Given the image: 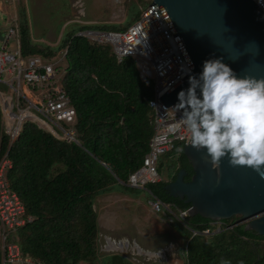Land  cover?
I'll use <instances>...</instances> for the list:
<instances>
[{
    "label": "trees",
    "instance_id": "obj_1",
    "mask_svg": "<svg viewBox=\"0 0 264 264\" xmlns=\"http://www.w3.org/2000/svg\"><path fill=\"white\" fill-rule=\"evenodd\" d=\"M134 7L137 5L131 3L127 10L135 23L140 14L138 10L131 14ZM19 14L24 56L38 55L50 61L66 51L61 84L75 111L72 129L79 144L57 139L31 122L24 123L11 141L0 107V160L6 155L10 161L6 178L24 206L25 216L31 218L11 237L22 254L44 264H95L99 260L94 203L98 196L119 193L135 198L144 193L177 213L190 205L169 196L165 186L179 170L187 172L185 181L193 172L183 146L176 144L165 153L169 181L147 184L144 190L129 187V176L141 167L154 133L148 104L153 91L142 82L135 61L128 57L118 62L110 45L89 42L75 32L64 34L57 47L35 43L24 9ZM109 28L81 25L78 32L112 31ZM163 167L159 161L158 173ZM167 217L165 212L167 227L157 238L177 246L183 264H264V237L244 230V225L233 227L237 218L221 221L215 232L213 221L199 215L187 217L184 224L169 223ZM206 229L210 234H201ZM109 257L108 264H131L118 255Z\"/></svg>",
    "mask_w": 264,
    "mask_h": 264
},
{
    "label": "built area",
    "instance_id": "obj_2",
    "mask_svg": "<svg viewBox=\"0 0 264 264\" xmlns=\"http://www.w3.org/2000/svg\"><path fill=\"white\" fill-rule=\"evenodd\" d=\"M264 13V0H253ZM89 42L108 44L118 62L132 58L142 82L151 87L153 98L149 107L153 112V136L149 141V151L143 158L141 167L128 179V186L144 190L147 184L161 181L157 171L158 157L174 149L176 144H190V135L183 126H178L182 110L166 106L160 100L173 85L188 72V66L167 26L159 8L151 3L140 9L139 19L124 32L84 30L76 33ZM14 47L11 49V43ZM65 58L66 51L60 52ZM57 61L38 56H24L20 45L18 20L10 19L6 27L0 28V107L5 133L11 141L17 138L26 122L36 124L55 138L76 143L72 129L75 111L65 93L61 78L58 77ZM6 98V100H3ZM8 105V106H7ZM11 167L6 155L0 160V248L2 264H44L22 254L11 235L17 228L31 221L25 216V209L19 197L10 188L6 178ZM151 210L168 214L169 223H185L189 209L175 213L169 205L156 198L148 200ZM216 231L222 222H212ZM193 235L197 233L191 231ZM209 235L210 230L201 232Z\"/></svg>",
    "mask_w": 264,
    "mask_h": 264
},
{
    "label": "water",
    "instance_id": "obj_3",
    "mask_svg": "<svg viewBox=\"0 0 264 264\" xmlns=\"http://www.w3.org/2000/svg\"><path fill=\"white\" fill-rule=\"evenodd\" d=\"M169 27L188 66L187 74L160 100L178 104V94L189 88L203 63L221 59L238 77L264 78V13L253 0H152ZM79 144V142H77ZM192 169H184L165 186L173 198L189 204V216L213 222L237 218L233 227L264 237V178L247 166L231 167L227 158L213 169L206 149L183 146Z\"/></svg>",
    "mask_w": 264,
    "mask_h": 264
},
{
    "label": "rangeland",
    "instance_id": "obj_4",
    "mask_svg": "<svg viewBox=\"0 0 264 264\" xmlns=\"http://www.w3.org/2000/svg\"><path fill=\"white\" fill-rule=\"evenodd\" d=\"M1 1L9 2L10 0ZM26 1L30 8L34 9L37 22L46 21L52 28L59 29L62 24L60 23L62 16L69 15L75 10L77 17L82 19V15L85 17L83 21H88L93 16L90 10L94 13L95 7H97L102 12L105 10L101 19H98L103 21L91 25H108L110 26L109 30L119 31L131 27L134 23V20L130 18L132 15L128 16L127 7L129 4L137 5L131 14L137 10L140 14V9H145L152 0H110L112 5L104 2L98 3L95 7H93L94 0ZM36 2L37 5H35ZM7 21L6 16L0 13V27H5ZM80 28L81 25H70L65 29L64 34L75 32L76 35ZM13 47L14 42L11 43V49ZM55 57L58 77H60L67 66V60L62 58L60 53ZM0 89L5 93L7 92L1 84ZM166 156L163 154L158 157V162L162 161L164 164L159 173L162 181L170 180L167 169L169 162L166 160ZM148 200L149 197L144 193L135 198L119 193H104L95 199L98 222L97 252L99 256V260L95 264H108L109 256L112 255L121 256L131 264H183L184 260L178 247L175 246L176 248H174L166 238H157L167 226L163 220L164 214L154 213L148 204ZM109 241L117 245L118 249L116 250V247L113 249V246L109 247ZM127 245L128 247H126ZM120 248L129 251L125 252Z\"/></svg>",
    "mask_w": 264,
    "mask_h": 264
},
{
    "label": "clouds",
    "instance_id": "obj_5",
    "mask_svg": "<svg viewBox=\"0 0 264 264\" xmlns=\"http://www.w3.org/2000/svg\"><path fill=\"white\" fill-rule=\"evenodd\" d=\"M188 83L174 110H182L178 126L192 147L207 150L213 169L227 158L231 167L247 166L264 178V78L238 77L221 58L204 61Z\"/></svg>",
    "mask_w": 264,
    "mask_h": 264
},
{
    "label": "crops",
    "instance_id": "obj_6",
    "mask_svg": "<svg viewBox=\"0 0 264 264\" xmlns=\"http://www.w3.org/2000/svg\"><path fill=\"white\" fill-rule=\"evenodd\" d=\"M94 1L95 2L93 4V7H95L98 3H104V2L105 4L112 5V3H110V0H94ZM35 5H37V2ZM21 9H24L25 16L27 17L30 36H31L32 41H34L35 43H42L50 47H57L60 44L61 40L63 39L65 29L69 27L70 25L71 26H73V24L91 25V24L101 23L103 20H98V19H101L102 14H104L105 12V10L104 12H102L101 10H98L97 7H95L94 13L90 10V12L92 13L91 15H93L91 17L92 19L88 21L87 20L83 21V19L85 18L84 16L81 15L82 17L81 19L79 16L77 17L76 10L72 11L71 14L62 16V18L60 19V23L62 24L60 28L57 29V28H52L51 25H48L46 23V21L37 22L38 20L36 19V14L33 11L34 9L30 8L26 0H10L9 2L0 0V13L4 14L6 18L8 19L6 24L9 23L10 19H13L15 17L17 20L20 19L21 16L19 14V10ZM97 12L99 13L97 14ZM88 22H91V23H88ZM6 26L7 25H5V27ZM0 28H4V27H0ZM3 100L5 99L3 98ZM162 245L165 246V244H162ZM108 246L109 247L113 246V249L116 247V250L118 249L117 245H115L113 242H110V241L108 243ZM126 247H128V245ZM120 250L125 251V252L129 251V250L121 249V248Z\"/></svg>",
    "mask_w": 264,
    "mask_h": 264
},
{
    "label": "bare ground",
    "instance_id": "obj_7",
    "mask_svg": "<svg viewBox=\"0 0 264 264\" xmlns=\"http://www.w3.org/2000/svg\"><path fill=\"white\" fill-rule=\"evenodd\" d=\"M6 100V98H4ZM8 106V105H7ZM159 255V254H158Z\"/></svg>",
    "mask_w": 264,
    "mask_h": 264
}]
</instances>
